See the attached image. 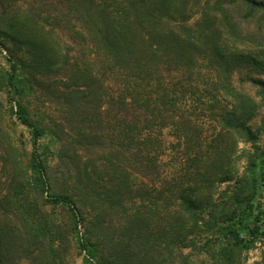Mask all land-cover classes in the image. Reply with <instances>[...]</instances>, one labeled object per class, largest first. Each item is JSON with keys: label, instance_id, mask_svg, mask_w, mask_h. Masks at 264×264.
Listing matches in <instances>:
<instances>
[{"label": "trees", "instance_id": "trees-1", "mask_svg": "<svg viewBox=\"0 0 264 264\" xmlns=\"http://www.w3.org/2000/svg\"><path fill=\"white\" fill-rule=\"evenodd\" d=\"M190 1L0 0L9 62L0 93L32 147L23 165L0 101L9 169L0 264H66L71 237L85 264H245L264 239L254 204L264 182V79L252 75H264V50L250 49L255 36L237 21H264V2L228 0L190 23ZM201 71L204 90L193 79ZM29 96L50 97L57 121L39 124ZM165 130L182 154L162 179ZM47 135L57 178L40 151ZM54 208L66 222L46 211Z\"/></svg>", "mask_w": 264, "mask_h": 264}, {"label": "rangeland", "instance_id": "rangeland-1", "mask_svg": "<svg viewBox=\"0 0 264 264\" xmlns=\"http://www.w3.org/2000/svg\"><path fill=\"white\" fill-rule=\"evenodd\" d=\"M263 1L264 0H259ZM226 2L228 0H191L189 2V14H190V23L198 20L201 17V14L203 11H209L210 13H213L214 10L216 11L217 5H226ZM223 5V6H224ZM233 17L237 18L238 14L236 10H231ZM238 22H240V28H242V32L244 34H251L254 35L255 38L252 42H250L249 47L252 50L257 49H263L264 50V21L260 20L258 18H255L251 21L247 22H241L239 18L237 19ZM7 47L6 44L5 47H0V75L4 74L5 72L9 71V62L7 60ZM72 57L76 56V52L71 54ZM199 76L195 75L193 77L194 83H198L199 90H204L203 85V76L205 75L204 71H201ZM253 76H256L258 78H263L264 75H258L255 71L252 72ZM54 80H44V83L46 85L52 86V82ZM239 76L236 77V85H239ZM244 91L248 93L251 97H254L258 100L256 97V91L248 86L247 84L242 85ZM40 92H44V89L39 90ZM198 93V92H197ZM200 94H196L195 98L199 97ZM44 99V104H41L40 102H37V99L34 97H26L23 102L28 107V109L31 111L33 118L39 121V124L41 122L48 121V117L53 118L55 121H57V112H56V106L52 101L49 99ZM0 101L3 104V112H2V123L6 130L8 131V134L10 136V139L12 141L13 146L18 150V155H20L21 161L23 165H26L29 160V154L32 150L31 147V135L27 128L20 125L16 118L10 113L9 107L6 104V97L4 91L0 93ZM37 108L39 110H37ZM198 114H201L198 111ZM42 118L43 121H41ZM198 118V117H197ZM260 120V117L257 119V121ZM198 123L201 124L203 127V135L208 136L210 135L212 131V125L208 123L202 116L198 118ZM42 125V124H41ZM160 139L164 143V153L160 159V171L163 178H170L171 176H174V173L176 174V167H174L177 163V161L180 159L182 154V147H179L177 143L172 139V134L169 130L163 131V134L161 135ZM261 142L264 144V133L260 136ZM41 152L45 154V157L47 158L48 166L52 170L53 178H57V142L51 138L50 135H47V137L41 141ZM47 148V149H46ZM3 155L0 154V196L6 192L7 189V179L6 176L8 175V167L4 165L3 162ZM243 164V161H240L238 165L241 167ZM262 171L264 172V165L262 166ZM225 184H220L216 186V192L214 194V197L216 198L218 196V193L223 191L225 189ZM52 189L54 191H57V181L56 183H53ZM254 204L256 206V212H261V219H262V228L264 229V182L261 187V190L257 194ZM46 211L52 213L54 216L59 218H65L63 211L57 210V208L54 209H46ZM62 216V217H61ZM67 219L65 218V222ZM79 231H83L81 227L78 228ZM69 252L67 257V263L66 264H85L84 253L80 252L74 243V237H71L70 244H69ZM242 260L245 264H264V239L260 242H257L253 249L250 251L245 252L242 255ZM17 264H32L30 261L27 260H20Z\"/></svg>", "mask_w": 264, "mask_h": 264}]
</instances>
